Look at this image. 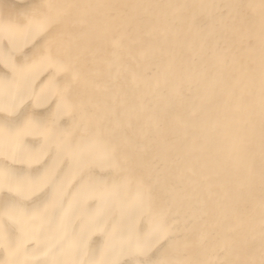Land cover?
Instances as JSON below:
<instances>
[{"label":"snow or ice","instance_id":"obj_1","mask_svg":"<svg viewBox=\"0 0 264 264\" xmlns=\"http://www.w3.org/2000/svg\"><path fill=\"white\" fill-rule=\"evenodd\" d=\"M38 7L0 20V264H264V0ZM196 17L204 29H176ZM132 21L151 38L141 55L161 61L154 80L131 62ZM109 33L102 69L93 45ZM225 34L248 54L240 79ZM185 51L199 67L178 72ZM207 130L234 137L226 158L185 150Z\"/></svg>","mask_w":264,"mask_h":264},{"label":"bare ground","instance_id":"obj_2","mask_svg":"<svg viewBox=\"0 0 264 264\" xmlns=\"http://www.w3.org/2000/svg\"><path fill=\"white\" fill-rule=\"evenodd\" d=\"M63 0H0V20H23L25 17L29 16L31 13L35 11H39V7L41 5H46L48 3H60ZM80 2H88V0H80ZM91 2H101V3H120V4H155V3H176V2H198V0H91ZM207 2H216L220 3L222 0H207ZM137 11L140 10H127V15H135ZM236 17V24L238 27L242 29H247L250 25L249 18L243 13H234ZM207 26V21L204 18L196 17V18H185L178 19L176 22V29L181 34L186 35H194L200 30L204 29ZM146 28L143 24L137 23L136 21H132L131 27L128 29L126 36V47L128 45L131 46V51L135 54L134 57L131 58V62L136 64L137 71L143 74L144 79L154 80L158 74L159 66L161 61L159 59H145L141 53L144 48L150 42V37L145 35ZM110 38L111 33L108 34L103 39H97L93 45V51L95 53L94 63H97L102 69L106 67L105 62L112 58L113 50L110 46ZM18 40H23V37H18ZM219 44L221 48H229L228 52L229 57H236L237 63L234 66L230 67V71L232 72L235 79H240L244 75L245 66L248 61V54L246 51L233 48L231 44L230 37L228 35H221L218 37ZM41 44L44 41L40 42ZM39 47V45L37 46ZM23 54L21 55L19 52L16 54L17 62H21L24 60L26 56H31L33 49L31 47H27L22 50ZM190 53L187 51L181 53L177 71H194L198 68V65H189L187 63L189 59ZM258 52L256 53V59L258 60ZM125 61L129 60L127 54L124 56ZM0 75L11 76V72L6 69L3 64H0ZM130 79V77H129ZM73 99L77 103H84L91 107L95 100L97 99L96 95L91 93L90 91L85 90L79 85H76L72 88L71 91ZM196 89L185 87L184 90V98L185 105L183 110H188L191 107V101L196 98ZM203 116L206 120L210 121L215 118V114L209 110L205 109ZM132 129H127V134L132 133ZM208 131V135L211 139L207 142L200 141L196 144H185V150H191L196 155L209 156L212 153L220 152L221 158H226L229 155V147L232 143L233 136L225 135L223 133H213L210 130ZM246 146V142H245ZM256 149L257 154L259 150V134L257 131L256 136ZM162 195V194H161ZM242 208V205H241Z\"/></svg>","mask_w":264,"mask_h":264}]
</instances>
